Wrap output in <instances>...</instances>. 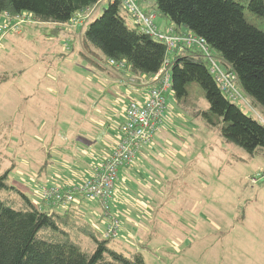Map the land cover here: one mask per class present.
<instances>
[{
  "label": "rangeland",
  "instance_id": "rangeland-1",
  "mask_svg": "<svg viewBox=\"0 0 264 264\" xmlns=\"http://www.w3.org/2000/svg\"><path fill=\"white\" fill-rule=\"evenodd\" d=\"M94 12L86 11L77 26ZM126 21L131 24L129 16ZM157 23L168 27L162 18ZM69 27L55 34L41 25H26L21 34L10 31L0 39V174L9 171L10 183L23 180L33 190L37 185L31 172L41 163L47 168L52 148L72 133L77 102L89 103L93 89L111 92L118 87L113 92L121 98L133 77L96 50L86 49L82 34L68 35ZM197 90L190 101L196 111L208 107ZM238 91L241 99L236 103L264 122V110L240 86ZM167 107L179 131L193 143L194 154L179 158L186 175L182 171L167 184L170 201L178 202L171 209L181 220L158 224L163 238L147 250V264H264V156L227 142L219 130L179 107L173 95ZM110 220L120 228L118 217Z\"/></svg>",
  "mask_w": 264,
  "mask_h": 264
},
{
  "label": "trees",
  "instance_id": "trees-1",
  "mask_svg": "<svg viewBox=\"0 0 264 264\" xmlns=\"http://www.w3.org/2000/svg\"><path fill=\"white\" fill-rule=\"evenodd\" d=\"M102 1L0 0V17L5 13L13 17L28 14L33 22L26 25L55 24L62 28L69 26L76 14L95 9L81 35L86 49L124 63L125 68L117 69L121 73L131 71L135 84L146 91L148 86L142 83L151 80L170 56V95L178 106L202 118L207 127L219 130L227 142L250 155L264 156V122L221 91L201 50L183 46L169 55L164 43L127 24L128 15L119 0L109 1L101 10ZM139 3L146 12L156 11L175 32H190L205 39L222 64L236 74L242 91L264 110V0ZM120 82L124 83L122 79ZM194 90L201 92L208 107L196 111L191 106ZM122 116L125 120V112ZM123 124H118L119 136ZM8 180L9 171L0 174V264H147L141 252L127 251L113 238H104L74 204L59 209L42 200L41 186L66 184L36 182L37 190L30 187L31 197L24 190L23 180ZM34 195L42 203H37Z\"/></svg>",
  "mask_w": 264,
  "mask_h": 264
},
{
  "label": "crops",
  "instance_id": "crops-1",
  "mask_svg": "<svg viewBox=\"0 0 264 264\" xmlns=\"http://www.w3.org/2000/svg\"><path fill=\"white\" fill-rule=\"evenodd\" d=\"M109 1L112 0L102 1L100 9ZM3 19L4 15L0 21ZM87 24L82 23L75 28L63 27H69L68 35H75L76 32L82 34ZM43 27L55 34L61 30V26L55 24ZM127 86L128 90L122 93L121 98L113 92H119L118 87L111 92L93 89L89 93V103L77 102L72 116V133L59 139L63 141L61 145L52 148L54 156L45 161L49 164L47 168L43 169L46 165L41 163L37 172H31L36 182L45 184L53 179L62 184H79L92 178L94 170L104 163L119 142L118 124L124 121L122 115L126 106L131 101L140 100L146 93V89L130 81ZM171 111L166 112L163 126L153 144L145 148L131 165L120 169L109 214H104L96 202L79 195L78 202L74 204L102 232L104 238H107L106 224L111 222V217H118L121 226L113 240L127 251L141 252L144 258L147 250L159 246L163 238L158 224L171 219L173 222L181 220L182 216L171 209L178 206V202L170 201L167 184L182 171L186 175L185 162L179 158L190 159L194 154L193 143L179 131ZM69 141L70 144L65 143ZM24 163L26 169L29 165ZM23 187L31 196L32 186L23 184ZM34 199L37 203L42 201L38 195H34Z\"/></svg>",
  "mask_w": 264,
  "mask_h": 264
},
{
  "label": "built area",
  "instance_id": "built-area-1",
  "mask_svg": "<svg viewBox=\"0 0 264 264\" xmlns=\"http://www.w3.org/2000/svg\"><path fill=\"white\" fill-rule=\"evenodd\" d=\"M122 9L131 19L130 26L164 43L169 55L176 49L183 46L197 48L201 50L209 63L210 73L214 76L221 91L230 100L238 102L241 95L238 91V79L236 74L229 68L223 67L213 56L210 47L205 39L193 33H177L173 27L168 26L163 29L157 23L158 14L156 11L146 12L139 3V0H119ZM93 10V9H91ZM89 11V10H88ZM85 12L76 14L69 26L76 27L82 22ZM33 22L28 14L11 16L4 14V19L0 22V39L10 31L21 34L23 27ZM110 63L120 69L126 67L124 63L111 60ZM147 78V77H143ZM148 79V78H147ZM131 84H135V79H129ZM148 86L145 94L140 100L131 101L125 108V120L121 127L119 143L113 152L108 155L103 164L94 170V175L90 180L84 181L80 186L54 184L52 186H41L39 192L45 203H51L59 209L68 208L79 200V196L91 201H97L104 213L110 209V202L113 199L116 183L119 179L120 169L132 164L138 155L147 147L153 144L154 138L159 134L165 114L167 112L168 95L172 93V72L170 56L166 59L163 67L155 74L151 80L142 83ZM262 171L257 176H261ZM253 181L257 179L253 178ZM118 224H106V237L114 238L119 227Z\"/></svg>",
  "mask_w": 264,
  "mask_h": 264
}]
</instances>
